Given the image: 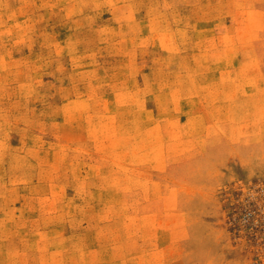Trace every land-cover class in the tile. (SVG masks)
<instances>
[{
    "label": "rangeland",
    "instance_id": "rangeland-1",
    "mask_svg": "<svg viewBox=\"0 0 264 264\" xmlns=\"http://www.w3.org/2000/svg\"><path fill=\"white\" fill-rule=\"evenodd\" d=\"M0 264H264V0H0Z\"/></svg>",
    "mask_w": 264,
    "mask_h": 264
}]
</instances>
